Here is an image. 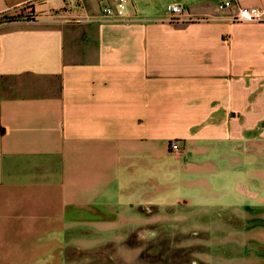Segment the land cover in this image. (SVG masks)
<instances>
[{"label": "crops", "instance_id": "obj_1", "mask_svg": "<svg viewBox=\"0 0 264 264\" xmlns=\"http://www.w3.org/2000/svg\"><path fill=\"white\" fill-rule=\"evenodd\" d=\"M101 1L0 0V264H167L182 214L264 264V0Z\"/></svg>", "mask_w": 264, "mask_h": 264}, {"label": "rangeland", "instance_id": "obj_2", "mask_svg": "<svg viewBox=\"0 0 264 264\" xmlns=\"http://www.w3.org/2000/svg\"><path fill=\"white\" fill-rule=\"evenodd\" d=\"M28 13V12H27ZM25 13V15L27 14ZM184 216V217H183ZM181 217L176 219L179 224V231L172 236H163L158 240L159 252L149 251L151 246H147L146 252L142 256L147 261H154L156 258H163L167 264H191L190 259L198 260V264H217L219 254L208 251L211 242L220 241L218 220L213 221L208 226L191 218ZM222 241V239H221ZM146 253V254H145Z\"/></svg>", "mask_w": 264, "mask_h": 264}, {"label": "built area", "instance_id": "obj_3", "mask_svg": "<svg viewBox=\"0 0 264 264\" xmlns=\"http://www.w3.org/2000/svg\"><path fill=\"white\" fill-rule=\"evenodd\" d=\"M231 0H225L218 3V9L222 10L230 6ZM132 0H102L99 4V10L103 17L114 21H128L131 19ZM166 10L172 14H178L182 11L179 4H168ZM28 12V13H27ZM26 16L31 17V11H27ZM233 21H260L264 20V10L255 7H239L237 12L231 18ZM171 151H178V143L172 141L169 143Z\"/></svg>", "mask_w": 264, "mask_h": 264}, {"label": "trees", "instance_id": "obj_4", "mask_svg": "<svg viewBox=\"0 0 264 264\" xmlns=\"http://www.w3.org/2000/svg\"><path fill=\"white\" fill-rule=\"evenodd\" d=\"M32 13V12H31ZM11 19V18H10Z\"/></svg>", "mask_w": 264, "mask_h": 264}]
</instances>
